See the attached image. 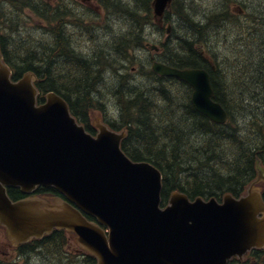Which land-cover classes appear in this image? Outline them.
Instances as JSON below:
<instances>
[{
	"label": "water",
	"instance_id": "95a60500",
	"mask_svg": "<svg viewBox=\"0 0 264 264\" xmlns=\"http://www.w3.org/2000/svg\"><path fill=\"white\" fill-rule=\"evenodd\" d=\"M171 1H153L158 23ZM153 69L190 83L195 108L214 122H226L228 113L212 98L206 69L158 61ZM35 79L28 72L13 81L0 52V223L13 243L64 228L76 234L97 264H226L234 255L264 247V198L256 181L246 194H226L222 202L191 200L175 191L162 207V173L121 149L125 133L97 120L100 133L93 136L55 92L37 106ZM38 184L55 186L67 200L32 196L13 201L5 187L32 190Z\"/></svg>",
	"mask_w": 264,
	"mask_h": 264
},
{
	"label": "trees",
	"instance_id": "16d2710c",
	"mask_svg": "<svg viewBox=\"0 0 264 264\" xmlns=\"http://www.w3.org/2000/svg\"><path fill=\"white\" fill-rule=\"evenodd\" d=\"M151 1L132 0L131 3L136 6L133 10L128 6L131 3L120 2V6L123 5V9L132 16H129L131 25L127 34H121L127 37L133 33L135 37L132 38V43L140 44L141 37L135 32L139 33L137 28L141 21L145 22L150 18ZM184 1L178 0L174 5L178 6L177 13L185 32H189L183 34L181 39L169 42L164 57L167 63L178 67L206 68L211 74L214 98L229 111L231 121L225 124L211 122L192 105L191 87L180 80L157 75L151 69H140L142 75L137 78L128 77L123 74V69H119L118 85L116 87L113 78L110 87L111 95L120 103L116 121L120 125L131 124L129 136L123 142L125 151L135 160L154 163L163 173L162 205L167 203L171 192L176 189L186 192L192 198L199 195L219 197L224 191L240 194L255 177L256 159L260 158L264 162V127L255 123L250 131L236 128L234 113L236 104H239L235 100L240 101L244 96L242 93H251L252 104L264 100V50L261 51L258 44L264 37L252 36L254 39H251L259 49L256 69H241V72L245 70L243 74L247 78L249 76L250 83L248 80L242 84L236 83L228 77V69L224 71L223 65L219 64L217 56L208 45L212 30L227 21L226 14L211 12L198 18L190 11L187 1ZM64 7L61 1L53 6L47 0H0V43L7 60L21 66L20 74L29 69L34 70L45 78L43 87L57 91L68 100L72 98L74 112L87 118L85 114L88 110L98 107L94 102L96 98L104 96L101 95L106 77L104 75L111 70V75L116 77L118 69H92L95 64L91 62L92 66L88 68L80 63L77 59L79 57H72L74 59L71 62L56 60L51 64L53 54L61 55L60 50L64 51L65 46L71 44V37L63 29V21L67 18H80ZM30 15L37 18L40 16L48 27L55 20L56 41L44 46L36 44V41H21L28 44L27 47L20 45V40H15V49L9 48L8 37L11 32L16 31L20 23ZM188 24L191 29H188ZM20 30L25 36L27 29ZM21 36L22 33L20 38ZM25 37L29 38V34ZM124 39H119V42ZM130 47L133 48L134 45ZM65 51L68 52V49ZM212 60L216 63L212 64ZM37 64L40 66L37 67ZM67 65L70 67L66 69ZM228 85L235 87L237 94L228 93ZM256 86L260 90L257 95L253 91ZM160 88L162 91L158 93ZM256 109L250 115L260 117ZM238 110L239 113L248 114L241 106ZM166 121L171 122L165 124ZM243 133L249 134L243 137ZM59 233L49 244L55 243L57 247L64 245L65 232ZM263 252L259 249L252 252L258 259V264H264ZM229 264L239 263L238 260H231Z\"/></svg>",
	"mask_w": 264,
	"mask_h": 264
},
{
	"label": "rangeland",
	"instance_id": "374dc122",
	"mask_svg": "<svg viewBox=\"0 0 264 264\" xmlns=\"http://www.w3.org/2000/svg\"><path fill=\"white\" fill-rule=\"evenodd\" d=\"M49 1V4L51 5L53 3V0H47ZM70 2L74 9L77 8L80 9V12L82 16H84L85 19H89L88 23H85L84 20L82 22V28L83 32L86 30L87 34L84 36L81 35L79 32H77L78 38L75 39V44L81 49V50H93V48H100L102 47V43H105L106 41H111L112 38L119 40L124 39L126 37L125 34H127L125 31L129 29L131 22L128 21L129 16H131L130 12H127L126 10L122 9H115V13L112 12L109 15H106L105 9L100 5V0H64V4H67V2ZM75 1V2H73ZM107 3H110L112 0H105ZM114 2H124V3H131L132 0H113ZM79 4H77V3ZM131 5V6H130ZM129 6L130 10H133L136 6L131 3ZM187 5L191 9L193 13H195L198 18H202L204 15L208 13H219L223 14L225 12V20L226 22H223L221 25L215 27L211 32L210 42L208 43L209 49L215 53L217 56V61L219 64L223 65L224 71H229V76L232 80L236 81V83H244L247 80L250 83V78L245 76L243 72H241V69H256L257 62L259 61V53H258V46L254 42H252L251 39L252 36H263L264 37V0H187ZM123 7V5H121ZM173 8V7H172ZM153 10V9H152ZM173 15L170 16L168 22L171 23L174 26L173 33L171 34L170 41L174 42L176 41V37L179 35L188 33L189 31L185 32L184 25L181 26V20L174 14V9H172ZM132 17V16H131ZM24 22L20 23V27L17 28L16 31L12 32L10 36L11 43L14 39L18 38L19 35L22 33L21 39H20V45L24 44L21 43V41L27 42L29 40L36 41V44L39 45H50L54 44L53 40L56 41V37L53 36V34L46 33L45 32V25L42 23L39 19L36 18V16L30 15L28 18L24 19ZM240 20V21H239ZM136 21V20H135ZM188 29H191L190 24L187 25ZM20 29H27L25 32V36L29 34V38H26L24 36V32ZM125 33V34H121ZM121 34V35H120ZM132 36V35H129ZM146 37L152 41V43L161 44L167 36L165 35V31L163 29H160L159 27L152 28L150 31H147ZM113 40V41H116ZM208 40V41H209ZM95 41L98 42V44H95ZM264 42V38L260 40L258 43L260 45V50H264V45L262 46V43ZM30 45V44H29ZM23 46H27L28 44H24ZM114 52L115 55L118 56L122 54V51H120L117 44H114ZM204 47V46H203ZM123 49V48H122ZM121 49V50H122ZM142 50L135 52V58H132L129 62L126 64L127 69H123V74H127L128 77L136 76L141 77V71L137 70L140 68V62L145 63L147 65H151V60L153 58H157L160 55L158 53L149 51L147 48L141 47ZM91 52V51H90ZM87 52V53H90ZM119 57V56H118ZM77 58V57H75ZM122 58H125L122 54ZM64 58H59L60 62L63 61ZM79 61L80 59L77 58ZM133 59V60H132ZM116 62H114L115 65H122L124 66V60L120 59ZM92 61H87L83 58L84 66L91 67ZM213 63H216L214 60H212ZM65 63V62H64ZM94 64V63H93ZM108 69L109 66L104 64ZM69 68L70 66H66ZM88 67V68H89ZM96 66H93L92 69H95ZM234 69V71H233ZM118 71V70H117ZM120 72V71H118ZM136 72V73H135ZM141 73V74H140ZM112 72L109 70L104 78V83L102 87L101 93L104 95L99 101L100 105L105 109V111L108 113V119H113V116H117V110L120 107V104L118 100L111 95L110 87L112 85V79H115L116 87H117V81L119 79V74L115 77L111 75ZM236 78V79H235ZM228 93H232V95L237 94L235 87L228 85L227 86ZM162 88L158 91V93H161ZM256 93L255 95L259 94L257 93L259 88L257 86L254 88ZM166 93V92H165ZM244 96L240 101L235 100L236 103L239 102V104H236V107L234 108V113L236 114V128H244L246 131H250L254 126L255 123L260 125L261 127H264V100L261 99L255 103L252 104L250 102L251 96L247 92L242 93ZM172 98V95L167 93ZM240 106L243 108V110H246L248 114H242L239 113L238 108ZM257 108V116L250 115L253 113V110ZM155 111V110H154ZM179 115V114H178ZM176 121V120H175ZM171 121H166L165 124H169ZM178 122V121H176ZM246 134L249 133H243V137H245ZM189 140V139H188ZM261 178L258 181V184H262L264 186V173L263 171L258 172V178ZM5 241V242H4ZM54 246V245H51ZM50 244L45 245V250L43 254V258H47L51 253H53L52 257L56 258H66L68 259V264H73L76 261V264H86L83 261H80L81 258H76V256L71 253V258L65 253V249L63 247H52L53 250L50 251ZM12 246L6 242L5 238L3 237V231H0V259L1 261L4 260L6 257H9V259L13 258L12 254L13 251H11ZM24 251H29L28 248H24ZM73 252V251H72ZM79 257H85V256H79ZM21 259V258H20ZM41 256L38 257L37 253L35 251H32L31 253H25V256L22 257L21 264H47L45 261L42 262ZM6 261V260H5ZM12 261H18L17 258L12 259ZM51 264V263H50ZM53 264H56L53 262ZM57 264H60L59 261H57ZM249 264H253L250 262Z\"/></svg>",
	"mask_w": 264,
	"mask_h": 264
},
{
	"label": "flooded vegetation",
	"instance_id": "af4514ba",
	"mask_svg": "<svg viewBox=\"0 0 264 264\" xmlns=\"http://www.w3.org/2000/svg\"><path fill=\"white\" fill-rule=\"evenodd\" d=\"M93 53H95V51H93ZM106 53L113 54L114 51H106ZM59 58L61 59L62 56H59V54H57V55L56 54H53V58L51 59V64H52V62H54L56 60H59ZM79 58H80V63L82 62V64H83L82 56H80ZM63 61H65L66 63L67 62H71V60L70 59H67V58H64ZM95 61L96 60H92V63H96ZM82 64H80V65H82ZM38 66H40V65L38 64ZM100 68L103 69L101 67V65H100ZM89 128H90V131L92 133H94V134L97 133V130H96V128L94 126L90 125ZM14 193H15V196H20L18 190H14ZM35 194H42V195H44V196H46L48 198L50 196H52L51 193L49 192V189H45L44 187H42L41 189L36 190ZM56 195H58V194H56ZM56 195H54V196H56ZM59 196H61V195H59ZM44 242H46V241H36V243L32 246L33 251H35L37 253L38 257L41 256V259L40 260L42 262L45 261L47 264H50V263L53 264V262H55L57 264V261H59L60 264H68L69 263L68 259H66V258H56V257H52L53 256V253H51L47 258H43V254L45 253L44 252V250H45V246H44L45 243ZM51 245H54V246H51ZM50 246H51L50 247V251H52L53 250L52 247H55V244L54 243H50ZM18 250L20 251V246L18 247Z\"/></svg>",
	"mask_w": 264,
	"mask_h": 264
},
{
	"label": "bare ground",
	"instance_id": "6f19581e",
	"mask_svg": "<svg viewBox=\"0 0 264 264\" xmlns=\"http://www.w3.org/2000/svg\"><path fill=\"white\" fill-rule=\"evenodd\" d=\"M185 2V1H184ZM240 21V20H239Z\"/></svg>",
	"mask_w": 264,
	"mask_h": 264
}]
</instances>
